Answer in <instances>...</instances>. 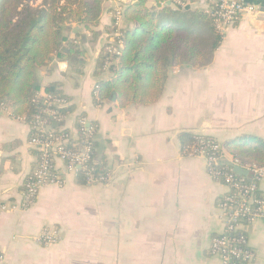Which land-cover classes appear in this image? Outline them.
Wrapping results in <instances>:
<instances>
[{
	"label": "crops",
	"instance_id": "1",
	"mask_svg": "<svg viewBox=\"0 0 264 264\" xmlns=\"http://www.w3.org/2000/svg\"><path fill=\"white\" fill-rule=\"evenodd\" d=\"M244 1L259 9L240 19L209 61L169 68L160 98L148 106L120 108L94 97L96 86L112 80L99 69V58L111 37L117 0H103L99 25L91 31L78 22L66 24L62 47L69 50L37 71L38 93L57 83L65 107L72 108L55 129L77 138L78 119L91 121L96 150L98 135L105 142L110 178L83 185L57 161L61 183L44 187L33 204L24 205V185L37 165L32 129L0 105L1 264H222L210 246L224 232L218 204L228 189L211 179L205 161L190 157L188 148L197 135L223 147L235 141L264 147V0ZM139 2L165 24L182 27L175 16L160 17L166 6L180 12L168 0L121 5ZM206 2L190 0L185 11L190 29L210 39V23L194 18L204 14ZM122 26L133 31L137 25L123 20ZM46 229L58 232L56 244L38 242ZM244 232L255 254L251 264H264V221L246 223Z\"/></svg>",
	"mask_w": 264,
	"mask_h": 264
},
{
	"label": "trees",
	"instance_id": "2",
	"mask_svg": "<svg viewBox=\"0 0 264 264\" xmlns=\"http://www.w3.org/2000/svg\"><path fill=\"white\" fill-rule=\"evenodd\" d=\"M102 5L103 0H0V105L10 110L14 117L25 118L27 122L42 113L43 100L34 102L40 90L37 71L48 64L52 55L66 56L65 51L69 48L64 50L62 42L67 23H81L90 31L98 27ZM188 13L190 11L183 9L176 12L164 8L160 17L175 16L183 21L180 22L182 27L175 28L165 24L166 19L160 20L146 9L143 2L124 8L123 20L137 26L133 31H124L119 65L110 71L112 80L100 85L97 100L108 102L114 95L120 108L151 105L160 98L167 71L174 64L209 61L222 42L221 35L202 13L194 18L208 21L215 36L207 39V35L198 29H190ZM114 33L112 27L110 38ZM93 34L98 35L94 31ZM110 45L109 40L99 58L101 71L106 48ZM45 90L65 99L57 83L50 84ZM55 109L64 116L72 111L65 105ZM242 145L235 141L226 143L223 148L244 164L264 168V147ZM105 157L100 165L95 166V176L110 174ZM96 159L97 153L94 154ZM78 178L83 185L88 184L84 173H79ZM257 195L264 193L258 192Z\"/></svg>",
	"mask_w": 264,
	"mask_h": 264
},
{
	"label": "built area",
	"instance_id": "3",
	"mask_svg": "<svg viewBox=\"0 0 264 264\" xmlns=\"http://www.w3.org/2000/svg\"><path fill=\"white\" fill-rule=\"evenodd\" d=\"M180 10L188 9L190 0H168ZM118 6L114 13L113 29L115 33L110 38V46L106 48V59L103 72H110L117 67L124 48L122 26L124 5L117 0ZM162 7L166 4L161 3ZM254 6L244 0H207L204 14L212 21L215 31L224 36L238 24L247 14L254 13ZM100 86L94 90L95 100L98 99ZM43 100L42 113L34 116L32 122H27L32 129L30 145L37 153V165L32 176L25 183L24 205L33 204L40 191L53 183L60 182L54 174L55 163L61 161L69 173H84L86 181L91 185L107 182L110 174L95 176L96 160L94 154L96 128L89 124L86 117H80L77 122V138L63 127L55 129L53 124H61L66 116L60 115L55 107L66 105V100L53 94L37 93L34 100ZM99 101V100H97ZM190 157L205 161L211 179L225 185L228 194L218 204L221 218L224 222V232L212 238L210 254L220 259L222 264H251L255 254L244 232L245 224L264 221V195L260 192V184L264 182V168L242 163L237 158L228 156L223 146L215 139L197 135L188 148ZM238 166L249 171L250 176L235 174L232 166ZM59 183V184H60ZM38 242L46 245L56 244L59 234L56 230H44L38 237ZM0 255V264L3 263Z\"/></svg>",
	"mask_w": 264,
	"mask_h": 264
},
{
	"label": "water",
	"instance_id": "4",
	"mask_svg": "<svg viewBox=\"0 0 264 264\" xmlns=\"http://www.w3.org/2000/svg\"><path fill=\"white\" fill-rule=\"evenodd\" d=\"M174 10H180L176 5H174L173 3H168ZM167 7V6H166ZM254 9L255 10H258L259 7L254 5ZM111 101H116L115 100V96L113 95L112 98L110 99ZM89 124H91V121H89ZM56 125V124H55ZM54 126V125H53ZM98 143H99V147L98 149L96 150V153H97V159H96V165H100L103 157H104V153H105V150H106V146H105V142L103 140V137L102 135H98L96 137ZM232 166L235 174L237 175H240V176H250V173L248 170L244 169V168H241V167H238V166H233V165H230Z\"/></svg>",
	"mask_w": 264,
	"mask_h": 264
},
{
	"label": "rangeland",
	"instance_id": "5",
	"mask_svg": "<svg viewBox=\"0 0 264 264\" xmlns=\"http://www.w3.org/2000/svg\"><path fill=\"white\" fill-rule=\"evenodd\" d=\"M180 22H183V21H180ZM234 28V27H233ZM223 40V39H222ZM42 244V243H41ZM44 245H46V244H44Z\"/></svg>",
	"mask_w": 264,
	"mask_h": 264
}]
</instances>
